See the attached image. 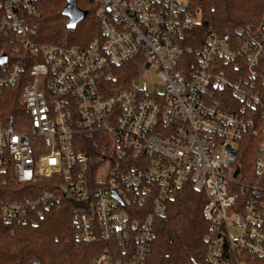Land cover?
<instances>
[{"label": "built area", "instance_id": "built-area-1", "mask_svg": "<svg viewBox=\"0 0 264 264\" xmlns=\"http://www.w3.org/2000/svg\"><path fill=\"white\" fill-rule=\"evenodd\" d=\"M43 1L0 0V224L34 226L72 200L75 239L100 249L91 264H146L155 220L191 185L205 264H264V141L253 172L237 164L264 119V13L197 46L184 0H92L99 37L66 47L28 38ZM77 134L110 148L94 168Z\"/></svg>", "mask_w": 264, "mask_h": 264}, {"label": "trees", "instance_id": "trees-1", "mask_svg": "<svg viewBox=\"0 0 264 264\" xmlns=\"http://www.w3.org/2000/svg\"><path fill=\"white\" fill-rule=\"evenodd\" d=\"M184 1L195 19L197 46L208 34L231 40L238 27L256 25L264 13V0ZM65 5L66 0L40 2L36 16L27 18L28 38L36 44L81 47L99 37V21L92 0H77V7L87 15L73 30L66 28L68 19L60 15ZM255 70L257 80L264 79V58ZM257 127L258 133H247L238 149L237 164L248 174L253 172L256 154L264 141V119H257ZM74 138L76 148L87 155L94 168L95 159L104 157L101 137L77 134ZM258 187L264 200V175ZM205 202L203 194L191 185L167 202L166 215L155 220L154 242L146 264H205L204 237L209 229L203 211ZM77 207L76 202L65 200L60 209L48 212L34 226L0 224V264H91L100 249L94 243L75 239L73 218Z\"/></svg>", "mask_w": 264, "mask_h": 264}, {"label": "water", "instance_id": "water-1", "mask_svg": "<svg viewBox=\"0 0 264 264\" xmlns=\"http://www.w3.org/2000/svg\"><path fill=\"white\" fill-rule=\"evenodd\" d=\"M77 0H66V5L60 12V15L66 17L68 22L66 28L68 30H73L76 24L87 15L86 11L80 10L76 5ZM238 173V169L235 170L234 176Z\"/></svg>", "mask_w": 264, "mask_h": 264}, {"label": "rangeland", "instance_id": "rangeland-1", "mask_svg": "<svg viewBox=\"0 0 264 264\" xmlns=\"http://www.w3.org/2000/svg\"><path fill=\"white\" fill-rule=\"evenodd\" d=\"M155 80H156V78L153 77V78L149 79V82L152 83ZM99 143H100V141H99ZM100 147L101 148H106V146H102V145H100ZM106 149H107V152L109 153L110 152V148L107 147ZM112 165H113L112 160L110 158L107 159L106 162L101 163V172L104 173V174L107 173V171L111 168Z\"/></svg>", "mask_w": 264, "mask_h": 264}]
</instances>
